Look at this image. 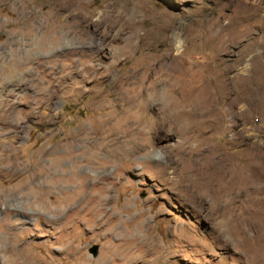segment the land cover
I'll list each match as a JSON object with an SVG mask.
<instances>
[{
    "label": "rangeland",
    "instance_id": "1",
    "mask_svg": "<svg viewBox=\"0 0 264 264\" xmlns=\"http://www.w3.org/2000/svg\"><path fill=\"white\" fill-rule=\"evenodd\" d=\"M176 56L184 70L213 59L209 75L221 76L212 106L225 120L204 132L208 150L203 136L179 137L182 122L164 137L138 122L141 102L159 119L162 61ZM19 68L23 86L6 99L25 119L16 158L0 162V264H249L239 231L253 220L245 209L264 212V178L238 179L249 160L264 169V0H0V84ZM44 90L49 123L34 102ZM15 134L1 135L6 148ZM209 151L224 161L215 193L195 195L180 170ZM256 231L246 230L251 242Z\"/></svg>",
    "mask_w": 264,
    "mask_h": 264
},
{
    "label": "bare ground",
    "instance_id": "2",
    "mask_svg": "<svg viewBox=\"0 0 264 264\" xmlns=\"http://www.w3.org/2000/svg\"><path fill=\"white\" fill-rule=\"evenodd\" d=\"M63 4L65 5L64 8H67L66 4L65 3H63ZM68 20H70V19L67 18L65 20L53 22L50 24V28L53 27L58 31L60 29V24H66V23L68 24V22H67ZM77 22H78L77 23L78 28L76 30V34L78 35L79 38H81L84 36V29H82L83 21L81 19H79ZM223 31H224L222 33L223 36H226V35L229 36L227 39H225V41L227 43L231 44V43L235 42V40L231 37V34H230L228 28L227 29L224 28ZM223 36L221 38H223ZM57 39L60 40V37ZM175 39H176L177 45L179 47H182V44H183L182 38L178 34H175ZM184 53H185V51H184ZM179 56H180V54H179ZM240 56L241 57L238 60V64H240L244 60V57H245L243 54H240ZM212 60L210 58H205V62H206L205 64H203L199 61H194V63L193 62L186 63V64H188L189 67H188V69L184 70V69H182L183 68L182 65L180 66L182 68L179 69V67H178L179 64L184 63V62L180 61V59H178L177 56L176 57H166L165 61H162L163 62V68L162 69H164L163 70V76L164 77L166 76V78H164V82H166V79L169 82L168 97L165 95L166 101H163V104H161L162 106L159 108V113H158L159 119H157L155 121H154L155 117L152 116L154 119L150 117V113H149L150 110L147 109L148 106H146V103L144 104L141 102L140 105H138L139 106V112H140V113H138V114H140L138 122H140V124H144V126L142 128H144V130L147 129V131H155L157 136L159 135V136L164 137V136L170 134L168 131L173 127H176V128L179 127L181 129V126H184V125L180 124L182 122L183 124H185V127H184L185 129L180 130L181 132L179 134V137H181V138L184 137L185 139H183V141L185 140V141H188V143L192 144V143H195L194 139H196V138L201 139V137L203 136L202 138L205 137L204 138L205 139L204 146H206L207 150L210 149L211 146H209V144H206V142L208 141V138H206V136L204 135L205 134L204 132L208 129L213 130V128H215V126L222 127L224 120H225V118L223 117V115L221 113H219V112L216 113V107L212 106L213 101H217V100H215V99H217V98H215V96L217 95V92L215 91V89H212L211 86H213L214 81H215V83L216 82L222 83V80H220L221 76L214 77V73H213V76L209 75V73L214 72L211 69L213 66L210 67V65H213ZM183 65L185 66V64H183ZM20 72H23L26 75V72L24 69H20V68L18 70L13 69L5 76V78H3V83L0 84V104L2 105V111L0 113V137L3 133H16L14 137H12L11 139L8 140L7 144L10 145V149L6 148L5 143L3 144V142L0 140V162L10 160L11 158H13L17 155V151L15 148V144H16V140H17V134H18L19 128L21 127V124L24 123L25 118H20V117L16 118L15 117V112H16L15 108L19 104V102H17V101L10 102L9 100L6 99V97L7 96H14L15 97L13 90L15 88L17 89L18 87L23 86V85L21 86V73ZM200 72H202L204 74L201 75ZM151 73H152V71H150V73L146 74L147 75V78H146L147 81L150 80V74ZM229 79L232 81H236V79L239 80L240 78H238V76L234 75L233 77H230ZM154 82L155 83L152 85V87L156 88L158 86V81L154 80ZM218 85H221V84H218ZM145 89H147V88L145 87ZM151 89H153V88H151ZM153 90L156 91L157 88L153 89ZM6 91H9V92L5 95V98H4L3 94ZM43 92L44 93L43 94L41 93L40 94L41 96L38 99L34 100V102L36 104L41 103L46 108V111H44V113L41 114L39 117L47 119V121H46L47 123L53 122L54 117L51 114V107H52L51 102L53 99L52 94H47V92H45V90ZM142 93H143V91H142ZM149 96H150V94H149ZM158 96L160 97L161 95L157 94L156 97H158ZM155 101H156V99H155ZM7 102H9V104ZM4 104L7 105V108L3 107ZM182 114L183 115H190L191 119L189 121H184L182 116H181ZM32 116H33V112H32ZM180 116H181V118H180ZM28 118H30V117H28ZM99 126H100L99 128L102 129L101 125H99ZM167 129H169V130L167 131ZM93 131L95 133H101L100 131H98L95 128L92 131H84L83 133L87 134L89 136V135L94 133ZM141 131L143 132V130H141ZM193 131H194V133H193ZM73 137H76V136H73ZM65 139L66 138H64V140ZM64 140H62V141H64ZM188 143L186 142V145H188ZM64 144H66V143H64ZM198 145H199V142H198ZM176 146H179V145H176ZM181 146H182V144H181ZM191 147L192 146H190V147L186 146L185 149H188V150L192 149ZM168 148L177 151L176 148L173 149L170 146ZM200 149L202 150V148L199 147V149H196L195 151H199ZM128 151L129 150H127L126 153ZM178 152H180V151H178ZM210 153L214 154L212 151L211 152L209 151L208 153H204L202 155L200 154L201 156H199V154H198V156L196 158L197 160L196 159L194 160V158L189 160L188 164L186 163L187 165L180 170V172H181L180 182L186 183L185 186L188 188L189 191H191L195 195H201V196L206 195L208 197H212L213 193H215L214 188L211 186L212 177L215 176V171L213 169L216 167H223L224 161H221L220 163H218L219 165H215V157ZM58 161L56 159V161L52 162L53 163L52 167H54L55 164H58ZM231 163L232 162H230V164ZM261 165H262V163H261ZM258 168H261V167H258L257 165H255L254 161L249 160V161H247V163L244 164L243 176L240 179H238L239 181L244 182V183H240V184L244 185V188L247 186H250L252 184L259 183V181L264 178V169L259 170ZM48 171H50L49 167H47V169H46L47 173H48ZM259 171H261V172H259ZM35 175L36 174H30L29 175L28 181L26 183L27 185L31 181V179H33L35 177ZM25 187L20 186L18 189L21 190L22 188H25ZM1 192H2V190H1ZM235 198H237V196ZM232 200L234 201V199H232ZM262 211H255L253 209H251V210L245 209L246 216H248V215L250 217L252 216L253 220H246L245 221L246 225L244 228L242 227V224L240 225L242 228L239 232L242 233V235H243L242 236L243 241H242L241 247L244 248L243 252L246 254L249 264H264V243H263L264 242V212H262ZM255 228H257V230H258V231H256L257 236H256V239H254V241L251 242L250 241L251 239H249L245 235L246 230L255 231Z\"/></svg>",
    "mask_w": 264,
    "mask_h": 264
},
{
    "label": "water",
    "instance_id": "3",
    "mask_svg": "<svg viewBox=\"0 0 264 264\" xmlns=\"http://www.w3.org/2000/svg\"><path fill=\"white\" fill-rule=\"evenodd\" d=\"M92 252L94 253V256H97V255H98V252H99V247H98V246H95V247L92 249Z\"/></svg>",
    "mask_w": 264,
    "mask_h": 264
}]
</instances>
